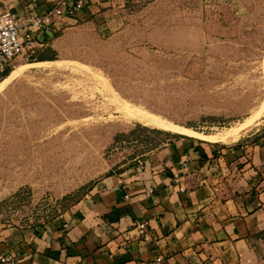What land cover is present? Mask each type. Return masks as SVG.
I'll return each instance as SVG.
<instances>
[{
  "label": "rangeland",
  "instance_id": "374dc122",
  "mask_svg": "<svg viewBox=\"0 0 264 264\" xmlns=\"http://www.w3.org/2000/svg\"><path fill=\"white\" fill-rule=\"evenodd\" d=\"M37 61L19 57L10 73ZM55 63L0 91V225L61 217L175 134L128 110L218 144L264 133V0H134Z\"/></svg>",
  "mask_w": 264,
  "mask_h": 264
},
{
  "label": "crops",
  "instance_id": "0c3cea01",
  "mask_svg": "<svg viewBox=\"0 0 264 264\" xmlns=\"http://www.w3.org/2000/svg\"><path fill=\"white\" fill-rule=\"evenodd\" d=\"M76 1L0 0V13L24 20ZM133 1L87 0L73 16L51 15L43 32L31 29L40 61L28 65L57 64L82 28L104 27ZM175 134L61 217L0 225V257L14 260L0 264H264V133L231 145Z\"/></svg>",
  "mask_w": 264,
  "mask_h": 264
},
{
  "label": "built area",
  "instance_id": "2783aa9c",
  "mask_svg": "<svg viewBox=\"0 0 264 264\" xmlns=\"http://www.w3.org/2000/svg\"><path fill=\"white\" fill-rule=\"evenodd\" d=\"M87 0H77L69 6L62 2L59 7L54 8L44 16H29L24 20L16 18L6 11L0 13V76L14 67V62L19 57L30 59L35 51V41L31 29L39 33L43 32L49 17L53 14L58 16H73L84 9ZM65 8V10H64ZM139 234H144L145 224L137 225ZM3 263H13L12 257H0Z\"/></svg>",
  "mask_w": 264,
  "mask_h": 264
},
{
  "label": "bare ground",
  "instance_id": "6f19581e",
  "mask_svg": "<svg viewBox=\"0 0 264 264\" xmlns=\"http://www.w3.org/2000/svg\"><path fill=\"white\" fill-rule=\"evenodd\" d=\"M46 65V64H44ZM30 65L22 66L20 69L27 68ZM12 71L3 81L0 82V91L16 76V74L19 72V70ZM128 107V106H127ZM134 117L138 118L141 122H143L146 126H151L156 129H160L163 131H168L172 133H178V134H189L193 136H199L200 138H203L210 142H226L227 139L225 137H220L219 139L213 138V137H204L197 133H193V131L186 130L185 128L175 126L174 124L167 122L161 118H158L154 115H151L149 113H146L142 110H131L129 111Z\"/></svg>",
  "mask_w": 264,
  "mask_h": 264
},
{
  "label": "trees",
  "instance_id": "16d2710c",
  "mask_svg": "<svg viewBox=\"0 0 264 264\" xmlns=\"http://www.w3.org/2000/svg\"><path fill=\"white\" fill-rule=\"evenodd\" d=\"M10 74V70L9 71H7L6 73H4L3 75H1L2 76V78L4 79V78H6L8 75Z\"/></svg>",
  "mask_w": 264,
  "mask_h": 264
}]
</instances>
